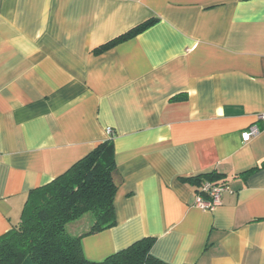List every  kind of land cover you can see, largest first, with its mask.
Instances as JSON below:
<instances>
[{"label":"crops","instance_id":"crops-1","mask_svg":"<svg viewBox=\"0 0 264 264\" xmlns=\"http://www.w3.org/2000/svg\"><path fill=\"white\" fill-rule=\"evenodd\" d=\"M262 112L264 0H0V235L112 136L116 223L82 236L86 258L152 237L168 264H264ZM210 172L225 190L202 210L185 178Z\"/></svg>","mask_w":264,"mask_h":264},{"label":"trees","instance_id":"trees-1","mask_svg":"<svg viewBox=\"0 0 264 264\" xmlns=\"http://www.w3.org/2000/svg\"><path fill=\"white\" fill-rule=\"evenodd\" d=\"M155 21L156 18H149L139 23L100 45L96 51L135 36ZM111 137L62 174L28 192L19 221L0 235V264H168L150 253L152 237H143L98 261L89 260L83 253L82 236L116 223L117 183ZM219 177L210 172L185 180L200 184ZM86 213L92 217L88 230L79 235L70 234L69 223Z\"/></svg>","mask_w":264,"mask_h":264},{"label":"built area","instance_id":"built-area-1","mask_svg":"<svg viewBox=\"0 0 264 264\" xmlns=\"http://www.w3.org/2000/svg\"><path fill=\"white\" fill-rule=\"evenodd\" d=\"M257 120L264 124V112L257 114ZM258 127L255 124L248 126L247 129L240 133L243 142L248 141L253 135L258 133ZM107 134H111V130L107 129ZM225 190V183L221 180H204L202 181L194 195V205L202 210H213L221 204V195Z\"/></svg>","mask_w":264,"mask_h":264},{"label":"rangeland","instance_id":"rangeland-1","mask_svg":"<svg viewBox=\"0 0 264 264\" xmlns=\"http://www.w3.org/2000/svg\"><path fill=\"white\" fill-rule=\"evenodd\" d=\"M85 217H89V216H91V213H86L85 215H84ZM72 228V226H67V229H68V231L70 230Z\"/></svg>","mask_w":264,"mask_h":264}]
</instances>
